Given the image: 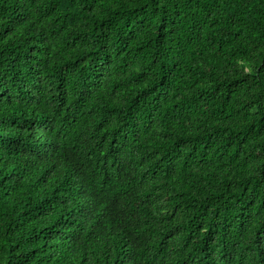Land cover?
<instances>
[{
	"label": "trees",
	"instance_id": "obj_1",
	"mask_svg": "<svg viewBox=\"0 0 264 264\" xmlns=\"http://www.w3.org/2000/svg\"><path fill=\"white\" fill-rule=\"evenodd\" d=\"M0 264H264V0H0Z\"/></svg>",
	"mask_w": 264,
	"mask_h": 264
}]
</instances>
